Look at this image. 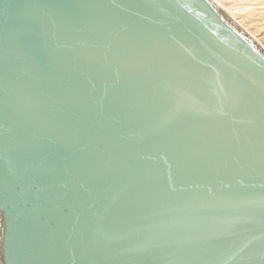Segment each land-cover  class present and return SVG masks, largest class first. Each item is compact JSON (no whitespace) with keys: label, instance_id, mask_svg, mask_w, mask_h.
Returning <instances> with one entry per match:
<instances>
[{"label":"water","instance_id":"1","mask_svg":"<svg viewBox=\"0 0 264 264\" xmlns=\"http://www.w3.org/2000/svg\"><path fill=\"white\" fill-rule=\"evenodd\" d=\"M2 264H264V46L214 0H0Z\"/></svg>","mask_w":264,"mask_h":264},{"label":"rangeland","instance_id":"2","mask_svg":"<svg viewBox=\"0 0 264 264\" xmlns=\"http://www.w3.org/2000/svg\"><path fill=\"white\" fill-rule=\"evenodd\" d=\"M264 44V0H221ZM1 264V263H0Z\"/></svg>","mask_w":264,"mask_h":264},{"label":"bare ground","instance_id":"3","mask_svg":"<svg viewBox=\"0 0 264 264\" xmlns=\"http://www.w3.org/2000/svg\"><path fill=\"white\" fill-rule=\"evenodd\" d=\"M224 11L227 13L237 24L241 26V28L244 30L245 33L248 34L249 37L255 40L256 43L261 44L264 46V44L260 41L258 37H256L237 17L236 14L232 11L231 8H229L224 2L221 0H214ZM2 229V221L0 220V232ZM1 263V258H0ZM2 264V263H1Z\"/></svg>","mask_w":264,"mask_h":264}]
</instances>
